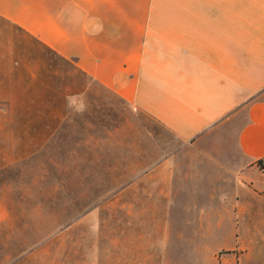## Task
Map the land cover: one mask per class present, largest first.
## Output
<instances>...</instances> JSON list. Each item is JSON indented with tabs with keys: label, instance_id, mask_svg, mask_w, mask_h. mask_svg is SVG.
<instances>
[{
	"label": "crops",
	"instance_id": "crops-1",
	"mask_svg": "<svg viewBox=\"0 0 264 264\" xmlns=\"http://www.w3.org/2000/svg\"><path fill=\"white\" fill-rule=\"evenodd\" d=\"M37 43L164 128L179 147H198L162 157L139 152L155 158L140 189H169L173 201L165 225L158 192L141 199L155 208L146 217L141 209L145 231L137 238L197 239L182 218L211 211L219 222L233 221L228 197L239 195L243 207L264 189V0H0V57H32ZM201 189L202 202L192 204V190L198 196ZM169 244L137 240L127 259L189 264L191 256L178 253L192 255L196 242Z\"/></svg>",
	"mask_w": 264,
	"mask_h": 264
},
{
	"label": "rangeland",
	"instance_id": "rangeland-1",
	"mask_svg": "<svg viewBox=\"0 0 264 264\" xmlns=\"http://www.w3.org/2000/svg\"><path fill=\"white\" fill-rule=\"evenodd\" d=\"M32 49V57H0V264H130L137 240H168L184 249L195 241L192 255L178 253L180 260L191 256L189 264H264V189L246 196L243 207L239 195L228 197L233 221L219 222L220 214L211 211L182 218L197 239L172 245L170 238H137L145 231L141 209L146 217V209L155 208L141 199L158 192L165 225L173 201L169 189H140L146 162L155 158L139 152L160 151L162 157L198 147H179L164 128L70 62L38 43ZM203 192L192 190L190 202H202ZM205 246L220 248L210 253Z\"/></svg>",
	"mask_w": 264,
	"mask_h": 264
},
{
	"label": "clouds",
	"instance_id": "clouds-1",
	"mask_svg": "<svg viewBox=\"0 0 264 264\" xmlns=\"http://www.w3.org/2000/svg\"><path fill=\"white\" fill-rule=\"evenodd\" d=\"M86 110V105H81L80 109L78 110L80 113Z\"/></svg>",
	"mask_w": 264,
	"mask_h": 264
}]
</instances>
